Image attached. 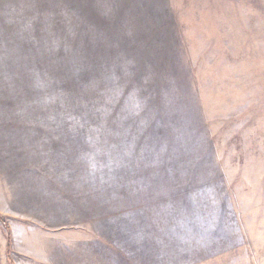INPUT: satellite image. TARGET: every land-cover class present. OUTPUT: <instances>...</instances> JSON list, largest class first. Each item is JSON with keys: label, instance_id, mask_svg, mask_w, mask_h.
<instances>
[{"label": "rangeland", "instance_id": "obj_1", "mask_svg": "<svg viewBox=\"0 0 264 264\" xmlns=\"http://www.w3.org/2000/svg\"><path fill=\"white\" fill-rule=\"evenodd\" d=\"M85 33L92 47L98 34L126 50L132 35L140 38L143 64L159 52L171 77L143 97L181 101L167 115L169 145L137 146L133 133L92 122L54 81L21 71L26 58L48 64L44 51L62 49L69 36L83 43ZM47 37L56 40L46 45ZM102 61L107 73L113 64ZM144 69L148 84L156 71ZM67 137L72 169L92 176V212L83 227L46 233L43 262L16 255L21 246L12 244L13 264H264V0H0L8 234L20 235L22 216L41 222L26 188L43 154L36 148L50 157L52 141Z\"/></svg>", "mask_w": 264, "mask_h": 264}, {"label": "trees", "instance_id": "obj_2", "mask_svg": "<svg viewBox=\"0 0 264 264\" xmlns=\"http://www.w3.org/2000/svg\"><path fill=\"white\" fill-rule=\"evenodd\" d=\"M101 27H104V24ZM83 36H86V38H88L87 36L92 37L89 33L82 35L83 43L78 44L79 47L81 46L80 55H73L78 45L76 44V38L69 36L66 43L72 44L71 47H67L66 43L63 42L60 45L62 49H45L47 53L44 51V54H48L46 59H49L48 64L44 56L40 61L39 59L33 61L26 58L25 66L23 67L22 62L20 64L21 71L23 69L29 81L36 78L35 76L38 73L43 76V79L49 78L52 82L54 81L53 85L62 92V95L71 98L78 111L86 113L87 117L98 118L92 121L94 123L102 119L101 127L104 126L111 133L119 135L133 133L134 143L148 146V148L169 145L175 138V134L172 131L174 124L170 123L171 121L167 119V115L175 104L180 105L181 101L171 99L164 103L161 99L160 101L163 104L160 105L159 101L157 105H154L158 99H154L155 102L153 103L143 97L149 91L155 94L157 89L161 88L158 78L163 77L164 83L168 82L171 77L169 67L160 70L159 52L157 53L155 49H151L147 59L152 57L153 61L143 64V58L140 54L143 47L140 45V38L134 37V35H132L134 46H131L128 50L119 47L110 40L113 38L105 34L94 35L93 47L89 46V42L84 45ZM55 40L56 37L44 38L46 45L48 42L52 45ZM74 40L75 47L72 48ZM132 49L133 51H131ZM52 51H55V53ZM82 53L85 54L84 57ZM130 53L133 56L130 57ZM72 55L73 59L77 57L76 63L72 62ZM102 57L109 64H113L107 70V73L103 71L104 61L101 63ZM87 60H89L88 63H86ZM150 62H154L157 68ZM146 66L149 70L156 68V75L149 79L148 84L143 82L145 73L142 70H145ZM18 67L17 64L15 69L18 71V78H20ZM12 68H14L13 65ZM156 80L157 83H155ZM165 86L164 83L163 87ZM132 101H140L143 105L142 109H144L140 110L141 107L133 108Z\"/></svg>", "mask_w": 264, "mask_h": 264}, {"label": "crops", "instance_id": "obj_3", "mask_svg": "<svg viewBox=\"0 0 264 264\" xmlns=\"http://www.w3.org/2000/svg\"><path fill=\"white\" fill-rule=\"evenodd\" d=\"M52 143L53 149L48 151L52 152L50 157L43 150L44 147L37 146L36 149L42 150L43 154L38 162L39 167H36L29 180L31 187L26 186L31 194L35 192L33 205L36 210L41 211L37 212V219L41 222L21 215L22 217L18 219L21 224L20 235L13 236L12 231H9V235L8 230L11 227L6 218V222L2 220L1 216L12 215L13 210L9 209L11 191H7V186L12 187L11 178L9 181L7 176L0 177V264L14 263L12 244L13 248L15 244L21 246L14 250L16 255L27 256L28 260L34 262L45 261L46 233L52 236L55 232L59 234V231L67 228L83 227L87 222L85 216L92 212V176L78 172L74 167L72 169L71 161L75 160L76 163V159L71 157V148L74 144L69 137L53 140ZM26 177L28 180V176ZM124 199L121 201L122 207H125ZM44 222H48L47 225ZM6 223L8 225H5Z\"/></svg>", "mask_w": 264, "mask_h": 264}]
</instances>
